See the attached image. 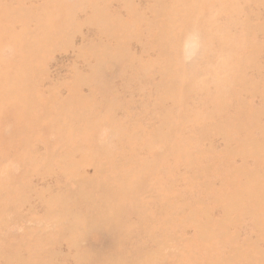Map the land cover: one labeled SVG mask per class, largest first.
<instances>
[{
  "label": "rangeland",
  "instance_id": "rangeland-1",
  "mask_svg": "<svg viewBox=\"0 0 264 264\" xmlns=\"http://www.w3.org/2000/svg\"><path fill=\"white\" fill-rule=\"evenodd\" d=\"M0 264H264V0H0Z\"/></svg>",
  "mask_w": 264,
  "mask_h": 264
}]
</instances>
